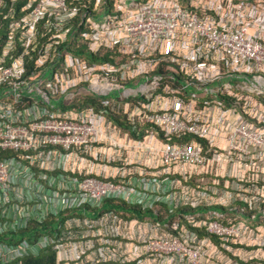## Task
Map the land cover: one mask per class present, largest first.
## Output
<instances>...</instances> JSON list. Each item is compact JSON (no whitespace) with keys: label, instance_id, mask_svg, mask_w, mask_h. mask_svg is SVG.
Segmentation results:
<instances>
[{"label":"built area","instance_id":"built-area-1","mask_svg":"<svg viewBox=\"0 0 264 264\" xmlns=\"http://www.w3.org/2000/svg\"><path fill=\"white\" fill-rule=\"evenodd\" d=\"M103 55L107 62L93 61ZM82 94L115 95L100 104L122 110L130 131L146 134H128L136 148L153 134L193 140L147 149L159 158V184L141 174L127 181L135 174L127 166L94 177L85 155L103 132L91 108L75 107ZM263 104L264 0H0V264L48 251L55 264H170L196 257L186 247L191 239L208 250L213 239L233 241L245 225L215 212L170 224L84 216L107 200L164 204L169 214L236 198L264 203L245 193L241 185L251 191L254 183L236 170L264 154ZM71 157L86 167H66ZM61 172L73 189L63 188ZM194 176L213 180L187 186ZM119 223L117 237L110 225Z\"/></svg>","mask_w":264,"mask_h":264},{"label":"crops","instance_id":"crops-1","mask_svg":"<svg viewBox=\"0 0 264 264\" xmlns=\"http://www.w3.org/2000/svg\"><path fill=\"white\" fill-rule=\"evenodd\" d=\"M113 95V94H111ZM109 95V96H111ZM116 96L114 95V98ZM85 99H93L97 100V102L101 101L107 103V101L112 100H107V97L105 98H98L93 95L89 94H82L76 103V106L78 107ZM99 99V100H98ZM264 105V104H263ZM121 106V105H120ZM88 108H91V106H87ZM93 110V108H91ZM94 111V110H93ZM96 114L95 117V124L98 129H100L101 132H103V135L99 140L96 142V144H93L92 151L89 152L88 155H85V159L87 162L91 164L89 171L93 172L94 177L101 178L104 174L107 173H113L115 170L124 168L127 166L126 170L133 171L135 170V174L131 176L125 177L127 181H134L138 180L141 175L145 176V178H148L149 181H152L156 178L158 174L159 165L158 164V157H152L151 155L148 154L147 149L149 148H160L161 141L155 137L153 134V139L149 140L146 142V145L144 148H136L132 146V142L129 139H132L129 137L128 139V134H132L131 132L129 133L128 130L124 129V131L121 129L122 127L116 123V120H112L107 118L106 112L102 111H94ZM114 115L119 118L122 121L127 122L126 114L120 110V111H113ZM121 127V128H120ZM124 127V125H123ZM130 130V129H129ZM143 136L141 135L139 139L137 140H142L144 139L143 137H146V134L141 132ZM263 156L259 159V157L254 156L250 157L247 160H243L241 165L237 167V172L240 175H245L249 180L251 178V181L254 183V189L250 191V187L248 189H245V193L249 194L252 192L253 196L259 195L263 197L264 200V154ZM71 161L67 160L66 167H73V168H78V170H81V167H86V162L82 164H78L77 160L74 159V157L70 158ZM159 168V169H158ZM158 169V170H157ZM235 169L233 168V172ZM131 173V172H128ZM60 178L63 180V177L65 176V173L61 172ZM247 174V175H246ZM71 175V174H69ZM250 178H249V177ZM71 177V176H70ZM68 178L66 180H63V188L65 186L68 189H73L75 186L68 183ZM161 178H157V180H154L155 184H159L161 182ZM107 211L104 209L100 210H89L86 212L84 218L85 219H98L99 216L102 214L106 213ZM70 217L72 218H79L80 223L82 222V216L80 213L75 214L74 212H71L69 214ZM149 218V217H148ZM155 219V218H152ZM49 223V222H47ZM107 231V229H106ZM123 234L125 232L122 231ZM27 236H29L27 234ZM19 238V236H18ZM17 239V238H15Z\"/></svg>","mask_w":264,"mask_h":264},{"label":"rangeland","instance_id":"rangeland-1","mask_svg":"<svg viewBox=\"0 0 264 264\" xmlns=\"http://www.w3.org/2000/svg\"><path fill=\"white\" fill-rule=\"evenodd\" d=\"M104 57L107 58V56H97V58L103 59ZM50 75L48 74L44 80L45 85L49 82ZM49 93L54 94L53 90H48ZM107 97V96H106ZM114 95L108 96L107 100H113ZM117 111V110H115ZM231 172V170H229ZM213 178L212 177H206L203 180L201 178L192 180L191 184L194 185V187H202L203 182L206 183V185L210 186ZM248 188L247 185H241ZM240 186V187H241ZM209 188V187H207ZM242 188V187H241ZM233 193V196L237 195L235 194V190H230ZM224 192V191H223ZM241 198H236V201H230L228 203H223L225 205V208L228 207L230 209L231 207L234 208L236 211L235 213L230 214L229 216H223L225 220H228L232 222L231 225H236L237 227H240L242 225H245V228L237 230L236 236L234 237L233 241L223 244L217 239L215 242L212 241V243H215L217 246L214 245V249H206L204 247H201L198 245L199 243H190L193 241L191 239L187 244L186 247L188 250L192 252V255L196 253V257L188 258H176L172 263L170 264H264V224L253 220L250 218L249 220L247 217H240L242 214L247 215V211L249 210L248 204L244 201L240 200ZM261 204L264 205V203L260 201H253L252 200V206L251 208L260 207ZM156 207H153V210L159 215L160 218H165V212L166 209L162 204L155 205ZM220 206V205H218ZM211 211H209L210 213ZM178 217H175L177 219ZM222 218V217H219ZM178 221V220H176ZM226 226H229L228 223ZM164 230H160L159 233L163 234ZM128 236L132 237L133 240H130L129 243H135L138 240V235L134 232L128 231ZM191 235H187L186 237L182 238V240H187ZM192 238V237H191ZM120 241V240H117ZM219 242V244H217ZM141 244V243H140ZM132 245L128 244V247L130 249ZM134 246V245H133ZM147 261H150V259L142 260L141 262L137 264H148ZM129 264H135V263H129ZM160 264H167V263H160Z\"/></svg>","mask_w":264,"mask_h":264},{"label":"trees","instance_id":"trees-1","mask_svg":"<svg viewBox=\"0 0 264 264\" xmlns=\"http://www.w3.org/2000/svg\"><path fill=\"white\" fill-rule=\"evenodd\" d=\"M103 56H107V55H103ZM93 61L96 63L107 62V58L104 57L103 59H100V58L94 57ZM222 100H224V102H226V106H229V105L231 106L230 101L225 100L223 98H222ZM87 106H91V108H93V110L96 112L101 111V110L106 111L105 115H107V118L112 119L114 121L116 120V123L122 127V128L121 127L120 128L123 131H124V129H126L129 131V133L131 132L129 130L131 126L128 125L127 122H125V121L121 122V120L119 118H117L114 115V113H112L110 111V109L107 108V106L103 107L100 104V101L97 102V100L85 99L78 106V108L79 109L87 108ZM75 107H77V106L75 105ZM123 125H124V127H123ZM145 128H149V127L144 126L143 129H145ZM141 135L143 136V134H141V133L138 135L132 133V134H129V137L130 138L134 137L132 139L137 140L140 138ZM158 139L162 140L163 142L169 143V144H180V142L186 143V142L193 140L192 137L187 136V135L183 136L181 139H176V138H163L161 134H159ZM200 141L205 147L207 146L206 141H203V140H200ZM175 178H178V176H176ZM198 178H201V177L200 176L191 177V179L186 182V185L190 186V187H194V185H192L191 182H192V180H195ZM108 180L109 179H107V181ZM112 181H116V180L112 179ZM219 181L220 182H219L218 188L220 189L223 187L225 180L220 179ZM242 183H244V182H242ZM242 185H247V184L244 183ZM155 205H157V204H155ZM162 205L166 209L165 218H160L159 215L153 209H150V208H143L142 209L139 206H132V205L126 204L125 202H122V201H109V200H107V202H105L104 205L100 209L106 210L111 215H113L115 217H119V219L121 221L123 220L125 222H129L131 220H138V221L143 222V223H146V222L153 223V222H156V220H157L160 222L164 221V223L167 221L166 223H168V224H170L174 220L184 222L187 215H192V214L193 215L198 214L199 218L204 219V217L207 214H210L211 212L220 213V214H223V216H225V215L229 216L230 214L236 212L234 210V208L231 207L230 209H228V207L225 208V206L220 204V206L210 205V206H199L197 208H191L188 206V207H184V208H179V209L175 210L172 214L171 213L169 214V210H168L167 205H164V204H162ZM154 207H156V206H154ZM248 209L251 211H247V215L242 214V215H240V217H244V218L247 217L248 220L250 218H252L253 220L255 219V220L264 224V205L263 204H261L260 207H257V209L255 207L251 208V206ZM209 211H211V212L209 213ZM175 217H178V218L175 219ZM152 218H155V219H152ZM47 225H49V224L47 223V224L43 225V228H46ZM110 226L112 229H115L117 231V233H118L117 237H119V234H120L119 230L124 229L123 223H119L118 225H110ZM191 230L196 231L200 238L206 236V233L203 231H200L197 229H191ZM126 233H127V237H128V235H129L128 230H126ZM210 239L212 240L213 238H210ZM18 264H55V259H54L53 253L51 251H48L46 254H41L40 257H38V258H28V259H25V260L19 262Z\"/></svg>","mask_w":264,"mask_h":264},{"label":"clouds","instance_id":"clouds-1","mask_svg":"<svg viewBox=\"0 0 264 264\" xmlns=\"http://www.w3.org/2000/svg\"><path fill=\"white\" fill-rule=\"evenodd\" d=\"M101 99V98H100ZM162 179V178H161ZM224 180L226 181V178H224ZM153 209V208H152Z\"/></svg>","mask_w":264,"mask_h":264}]
</instances>
